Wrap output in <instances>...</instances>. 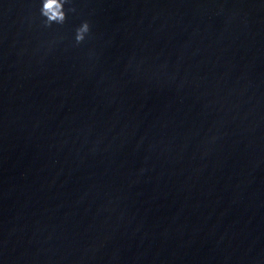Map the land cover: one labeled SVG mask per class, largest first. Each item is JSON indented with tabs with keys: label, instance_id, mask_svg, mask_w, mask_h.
<instances>
[{
	"label": "water",
	"instance_id": "1",
	"mask_svg": "<svg viewBox=\"0 0 264 264\" xmlns=\"http://www.w3.org/2000/svg\"><path fill=\"white\" fill-rule=\"evenodd\" d=\"M66 8L0 0V264H264V0Z\"/></svg>",
	"mask_w": 264,
	"mask_h": 264
},
{
	"label": "clouds",
	"instance_id": "2",
	"mask_svg": "<svg viewBox=\"0 0 264 264\" xmlns=\"http://www.w3.org/2000/svg\"><path fill=\"white\" fill-rule=\"evenodd\" d=\"M70 0H39V15L43 19L44 27L63 25L67 19V13L74 11L66 8ZM90 33V25L85 20L74 29L73 40L76 45L83 43Z\"/></svg>",
	"mask_w": 264,
	"mask_h": 264
}]
</instances>
